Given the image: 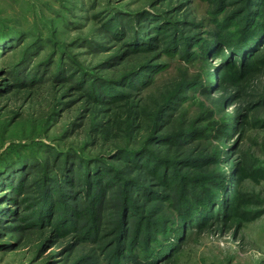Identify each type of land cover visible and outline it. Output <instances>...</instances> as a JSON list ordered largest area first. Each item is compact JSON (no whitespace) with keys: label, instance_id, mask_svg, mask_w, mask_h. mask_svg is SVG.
Segmentation results:
<instances>
[{"label":"rangeland","instance_id":"1","mask_svg":"<svg viewBox=\"0 0 264 264\" xmlns=\"http://www.w3.org/2000/svg\"><path fill=\"white\" fill-rule=\"evenodd\" d=\"M245 2L0 0V173L22 161L29 191L61 182L66 166L79 183L96 167L102 185L116 182L96 218L69 232L55 229L57 216L28 224L35 195L7 205L0 188V206L17 211L0 218V264H113L124 198L134 211L124 250L136 237L140 253L146 223H176L179 192L214 179L217 220L186 224L177 253L156 264H264V38L245 61L224 43ZM109 21H128L125 34ZM136 34L148 41L139 49ZM103 83L117 98L92 96ZM123 153L162 167L153 173ZM162 173L189 183L166 185Z\"/></svg>","mask_w":264,"mask_h":264},{"label":"trees","instance_id":"2","mask_svg":"<svg viewBox=\"0 0 264 264\" xmlns=\"http://www.w3.org/2000/svg\"><path fill=\"white\" fill-rule=\"evenodd\" d=\"M243 1L246 2L242 8V11H238L234 14L236 18L233 19L235 20L233 23L237 30L229 32L228 34H231L230 36L232 39L227 37V40L225 39L224 43L227 44V48H229L228 50L230 51L231 56L241 55L245 61L248 58V55L253 52L259 42H261V40L264 38V22L261 21L262 15L260 13V11L263 9H260V7L262 6V2L264 0ZM118 17L122 18V16ZM149 18H151V20L153 19V17ZM127 22L128 21H109L108 26L110 25V32H117L118 35L120 34V36H123L125 32L122 31V27L123 25L128 26L129 22ZM130 40L132 41L130 42L132 47L137 46L136 48L138 49L144 47L148 43V41L142 38V36H139V34L136 37L131 35ZM143 76L146 78V74L144 73L136 76V78H142L141 82L139 83L140 86L147 82ZM29 79L33 82L37 80V77L36 75H33L30 76ZM21 80L23 79H20V77L17 76L16 82H20ZM23 82H25V80H23ZM95 87H101L97 90L92 87V96L95 98L102 97L101 99H103V97H107L113 100L117 98L115 91L110 88L109 85L103 83L102 86L96 85ZM135 88L139 89L140 87ZM183 140L187 141L188 137ZM121 158L128 161L133 160L134 163L144 164L145 166L150 167L153 173L157 174L159 169L162 167L157 166L156 163H154L153 160L147 156L137 157L135 155H128V153H123ZM65 163H67V161ZM24 166L25 164H23L21 161L16 166H8V170L5 173H0V188H5L4 191L6 192H4L5 194L2 198L4 200V204H14L15 206H21V202L18 201L17 196L20 198L22 196L24 197V194H26L28 191L29 193L35 195V197L29 198L30 204H34V207L31 208L32 211L28 213L27 217H30L31 220L28 224H32V226H44L43 224L45 223H52L54 217L57 216V221L55 222L54 227L60 232L79 231L80 226L78 225V220L86 215H89L91 219H95L96 216H94V214L101 210L100 206L102 205V200L106 193L105 187L110 189L111 185L116 184V182L113 181L111 183V179L102 185L100 181L103 180L105 172L104 170V173L99 172V167H96V169L93 171L88 169L85 180L82 181V183H79L77 178H74L75 171L73 172L69 166H66L61 182H59L56 178H52L53 180L50 179L47 183L44 180L42 185L35 188L36 190L34 189L29 191L31 185L28 184V170H23ZM162 178L166 185H174V183L176 184L177 182L183 180L179 175H176V173H173L169 176L162 173ZM187 182L188 180H183L181 183L177 184L176 188H179L181 184L186 185L189 183ZM217 184L220 183L217 181L215 182L214 179V181H210L209 185L205 183H202L199 186L194 185L193 195H189L185 191L181 193L179 192L178 197L176 198V210L178 217L176 219V223L173 222L171 225H168L165 220L148 221L145 225V235H143L144 237L142 238L143 243L140 245V247H138V249L141 251L140 253H135V251H132L133 247L135 250V247L140 244L139 242H136V237L134 238V243L131 244V248L128 249L130 250V253H125L127 248L124 250L125 245H127V243H125L126 237L124 236V233L127 231V226L125 223L127 222V216L129 218V213L134 215V211L131 212V208L129 207L130 201L124 198L122 200L121 214V222L124 224L120 226L118 231L120 233L115 239L117 249L114 252L115 254H113L111 257L113 264H156L166 261V259L172 258L171 256L177 253L176 250L179 247L178 241L183 238V231L187 225H197L195 227L200 228L207 225L208 222L213 219L217 220L218 216L217 214H214L213 210L216 199L215 194L217 193V190L215 191V189L211 187L213 185L220 186ZM76 187H78L77 190ZM219 188L221 189V186ZM74 193H83L84 195L82 198H85V200H90L89 202L91 205H89L88 211L83 213L81 208H79L82 204L79 205V201H76L78 203L73 201L76 199V197H78L75 196ZM144 193H147V195L150 194L149 191H145ZM156 197L157 195H155V198ZM69 199L72 201H69ZM13 210H8L0 206V218H8L10 213L17 214V211ZM131 219L132 218H129V221ZM91 228L92 227H89L88 229ZM116 256H121L122 258H117Z\"/></svg>","mask_w":264,"mask_h":264}]
</instances>
